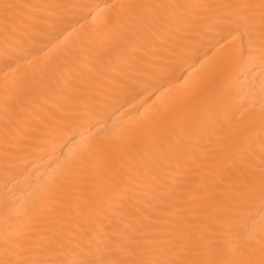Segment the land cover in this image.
<instances>
[{
    "label": "bare ground",
    "instance_id": "1",
    "mask_svg": "<svg viewBox=\"0 0 264 264\" xmlns=\"http://www.w3.org/2000/svg\"><path fill=\"white\" fill-rule=\"evenodd\" d=\"M4 3L17 7L7 17L0 7V259L6 233L39 228L49 243L75 241L93 256L97 238L115 244L125 235L203 233L198 257L191 249L176 253L211 259L221 249L228 254L233 243V258L259 260V234L251 243L242 236L234 240L216 212L260 175L264 69L259 62L240 66L235 58L225 59L215 16L248 15L259 27L260 12L211 6L260 0ZM231 43L239 45L241 38L225 47ZM198 82L200 92L173 108ZM165 109L168 118L141 138L126 143L118 135L138 130ZM177 124L183 127L179 143ZM239 136L245 138L242 158L236 145L229 146ZM169 145L187 146V156L169 152ZM193 163L202 167L194 178L190 171L186 177ZM198 182L207 187L193 191ZM202 194L189 206L188 222L181 223L177 207ZM259 208L258 199L250 201L245 214ZM145 255L140 245L117 258L127 264ZM147 255L167 259L172 251L158 245Z\"/></svg>",
    "mask_w": 264,
    "mask_h": 264
},
{
    "label": "snow or ice",
    "instance_id": "2",
    "mask_svg": "<svg viewBox=\"0 0 264 264\" xmlns=\"http://www.w3.org/2000/svg\"><path fill=\"white\" fill-rule=\"evenodd\" d=\"M5 15L9 11L17 7L10 3H4L2 6ZM125 7V6H121ZM129 8L139 7L138 5H127ZM159 7H165L160 5ZM167 7L173 9H190L209 7L207 5H191V4H171ZM215 9H259L260 22L259 27H255L252 22V18L248 15L234 14L232 12L220 13L215 16V23L219 27L220 31L224 34L221 39L224 41L221 44L217 42L221 48L224 49L223 56L225 59L235 58L240 66H255L259 62L262 69H264V0H260L258 5L255 4H243V5H214L211 6ZM233 15L235 18H232ZM241 38L239 45L231 43L230 47H225L232 41H235L236 37ZM247 38V47L243 46V40ZM202 82L195 83L191 86L189 92L177 97L173 108H178L190 99L195 97L201 90ZM169 111L165 109L164 112L157 110L154 116L148 118L146 125H142L138 130L131 132H125L123 135L125 142H132L141 138L149 127L159 124L163 119L168 118ZM178 129L176 132L177 141L179 143L180 137L183 135V127L179 124L175 125ZM261 128L264 133V112L261 115ZM74 138V137H73ZM243 136H239L231 141L230 147L236 145L235 154L238 158H242L244 155V149L242 147ZM154 151H160L164 155L162 148L156 146ZM168 151H180L185 156L188 153V147L179 148L178 145H169ZM249 153L251 149L249 148ZM151 157L152 153H148ZM202 167L193 163L186 169V177L188 172H191V177L197 175V168ZM260 175L259 177L252 176L243 185L242 189L237 193L232 203L225 207L217 209L216 215L222 217L217 221L223 229H225L229 236L234 240H239L242 236L246 241L251 243L257 238L259 234L260 242V259H235L233 255L236 251V244L230 243L228 245V254H225L221 249L219 255L211 259L202 258H181L176 253V249H180L183 253L187 254L191 249V255L194 257L199 256V252L196 251L201 247L199 242L203 237L201 233L200 238H197L190 233L180 235L179 233L171 237H156L148 233L141 234L140 239L135 237L124 236L122 240L117 241L115 244L104 240L101 241L97 238L95 245L97 254L93 256L89 249L84 248L82 245L75 241H68L65 243L52 244L48 242V237L45 234V230L37 228L34 231H29L27 234L22 233H6L2 240L4 257L0 259V264H125L124 261L117 258L118 253L121 251H127L132 253L136 246L143 245L145 252V258L128 261L127 264H264V140L261 141V164L259 165ZM190 182L186 180V183ZM207 187L206 184L198 182L195 184L193 191L200 190ZM205 194L197 197L195 195L189 196L183 200L182 207H177L176 215L180 217L181 223L188 222V213L190 211L189 206L196 199H203ZM260 201V208L256 214H245V205L254 200ZM259 216V220L256 216ZM167 245L168 249L172 251V257L167 259H160L147 255L150 249L154 246ZM74 248L81 249L80 251H74ZM103 249V252L100 251ZM29 253V254H23Z\"/></svg>",
    "mask_w": 264,
    "mask_h": 264
}]
</instances>
